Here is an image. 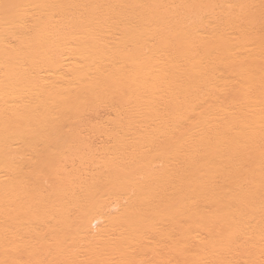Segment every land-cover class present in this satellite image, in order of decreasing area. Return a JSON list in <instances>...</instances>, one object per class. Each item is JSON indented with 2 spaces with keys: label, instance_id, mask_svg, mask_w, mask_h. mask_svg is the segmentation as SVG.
<instances>
[{
  "label": "bare ground",
  "instance_id": "6f19581e",
  "mask_svg": "<svg viewBox=\"0 0 264 264\" xmlns=\"http://www.w3.org/2000/svg\"><path fill=\"white\" fill-rule=\"evenodd\" d=\"M0 264H264V0H0Z\"/></svg>",
  "mask_w": 264,
  "mask_h": 264
},
{
  "label": "snow or ice",
  "instance_id": "6c2138e0",
  "mask_svg": "<svg viewBox=\"0 0 264 264\" xmlns=\"http://www.w3.org/2000/svg\"><path fill=\"white\" fill-rule=\"evenodd\" d=\"M5 7H8L7 5Z\"/></svg>",
  "mask_w": 264,
  "mask_h": 264
}]
</instances>
